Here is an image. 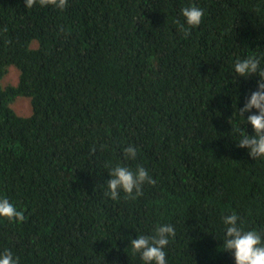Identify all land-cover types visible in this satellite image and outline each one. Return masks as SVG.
I'll list each match as a JSON object with an SVG mask.
<instances>
[{
    "label": "trees",
    "instance_id": "trees-1",
    "mask_svg": "<svg viewBox=\"0 0 264 264\" xmlns=\"http://www.w3.org/2000/svg\"><path fill=\"white\" fill-rule=\"evenodd\" d=\"M188 6L204 10L199 26ZM249 54L264 57V0H0V197L24 217L0 218V252L143 264L129 239L172 223L169 264H234L221 216L264 231V159L236 141L254 134L239 108L259 77L232 68ZM117 164L155 183L111 199Z\"/></svg>",
    "mask_w": 264,
    "mask_h": 264
},
{
    "label": "clouds",
    "instance_id": "clouds-1",
    "mask_svg": "<svg viewBox=\"0 0 264 264\" xmlns=\"http://www.w3.org/2000/svg\"><path fill=\"white\" fill-rule=\"evenodd\" d=\"M37 0H25L26 7L33 6ZM41 6L52 5L64 9L68 0H38ZM185 22L189 26H199L202 23L204 10L197 6H188L181 10ZM182 27V26H181ZM264 57L249 54L237 58L233 65V78L248 79L258 76L255 89L251 90L245 98L239 114L246 125L250 124L254 134H245L240 131L236 139L237 147L248 150L254 159H264ZM247 114V115H246ZM126 161L137 159V148L129 145L123 149ZM106 194L113 200L118 199L121 192L135 198L141 194L145 183L154 184L155 180L148 170L137 165L134 169L127 164H117L109 171ZM0 218L10 220H23V213L7 197H0ZM223 225L219 234L222 241L220 247L229 251L234 257V264H264V231L256 228L243 227V220L238 213L221 216ZM176 228L172 223H158L150 234H137L130 238V248L134 254H139L143 264H169L167 247L175 238ZM0 264H19V257L12 250L0 252Z\"/></svg>",
    "mask_w": 264,
    "mask_h": 264
},
{
    "label": "rangeland",
    "instance_id": "rangeland-1",
    "mask_svg": "<svg viewBox=\"0 0 264 264\" xmlns=\"http://www.w3.org/2000/svg\"><path fill=\"white\" fill-rule=\"evenodd\" d=\"M12 70H15V69L14 68H11L10 69V72ZM4 83H10L13 86H16L17 85V82H15V83L10 82L9 76L4 80ZM22 109H23V111L21 110V112L28 113L30 115V113H31V107H30V104L27 101L24 102V107L22 106Z\"/></svg>",
    "mask_w": 264,
    "mask_h": 264
}]
</instances>
